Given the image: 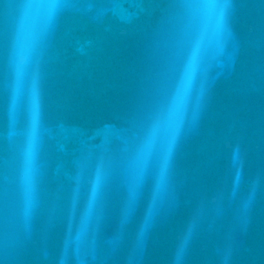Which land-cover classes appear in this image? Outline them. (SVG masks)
Segmentation results:
<instances>
[{
    "label": "water",
    "instance_id": "water-1",
    "mask_svg": "<svg viewBox=\"0 0 264 264\" xmlns=\"http://www.w3.org/2000/svg\"><path fill=\"white\" fill-rule=\"evenodd\" d=\"M0 264H264V0H0Z\"/></svg>",
    "mask_w": 264,
    "mask_h": 264
}]
</instances>
